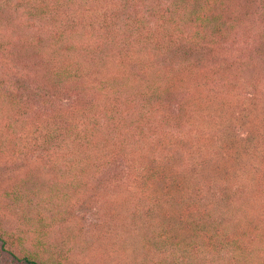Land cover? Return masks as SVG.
Listing matches in <instances>:
<instances>
[{"label":"trees","instance_id":"1","mask_svg":"<svg viewBox=\"0 0 264 264\" xmlns=\"http://www.w3.org/2000/svg\"><path fill=\"white\" fill-rule=\"evenodd\" d=\"M12 2L11 47L0 43V57L26 64V96L48 109L37 128L44 156L15 182L0 180V200L17 208L21 226L0 223V264H66L46 255L47 235L71 195L114 169L158 241L172 234L189 238L194 253L217 254L218 264H264V149L240 152L244 137L220 131L214 139L202 122L208 107L225 110L223 122L229 112L238 70L223 44L248 21L253 0H171L145 11L90 0L92 15L81 5L69 13L59 0ZM20 84L5 98L15 109ZM55 152L70 158L66 189L38 182Z\"/></svg>","mask_w":264,"mask_h":264},{"label":"rangeland","instance_id":"2","mask_svg":"<svg viewBox=\"0 0 264 264\" xmlns=\"http://www.w3.org/2000/svg\"><path fill=\"white\" fill-rule=\"evenodd\" d=\"M59 1L68 3L66 7L69 13L79 5L81 9L82 6L87 10L92 9L90 0ZM118 1L129 7L138 2L137 6L143 11L152 5L164 7L171 2ZM12 5V0H0V43L5 44V52L11 47L14 33L10 21ZM87 13L92 15L94 12L88 10ZM247 20L235 28L223 44L228 48V62L233 64L235 71L238 70L233 73L236 81L231 94L234 96L227 103L230 114L225 112L223 122L217 119L225 110L208 107V110L204 109L202 122L208 131L212 130L214 139L219 137L220 131L230 135L235 133L236 139L244 137L240 152L260 156V151L264 149V53L260 50L264 44V0H253L252 13ZM16 61L13 56L0 57V180L6 185L15 182L31 164L37 163L36 157L44 156V146L37 128L38 121L43 120L48 109L39 95L26 96L25 88L31 80L29 76L23 77V74H28L26 64L21 59V64ZM26 63L29 64L28 61ZM17 83L23 85L20 84V91L16 89V92L24 91L25 96L18 100L15 109L7 104L5 98ZM250 91L252 96L245 93ZM255 107L258 110L253 112ZM227 127L231 128V133L226 132ZM68 159L57 152L50 155L53 168L38 175L39 184L66 189L61 173ZM124 180L125 174L119 170L103 172L91 180L84 195H71L66 214L47 235L46 255L56 252L58 254L53 256L66 259V264H218L217 254L209 256L201 249L194 253L189 238L178 237V240L172 241L175 235L166 234L158 241L153 229L147 227L144 207H136L138 200L130 198L132 186L124 184ZM20 191L22 195L29 192L26 185H22ZM34 203L35 199L31 205ZM4 206L6 204L0 200V223L9 231H17L18 227L21 228L17 208L9 212V208L7 210Z\"/></svg>","mask_w":264,"mask_h":264}]
</instances>
